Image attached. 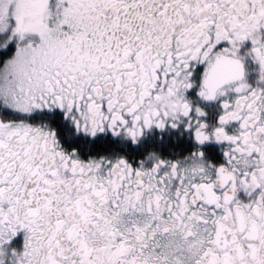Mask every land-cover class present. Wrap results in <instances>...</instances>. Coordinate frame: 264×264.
I'll list each match as a JSON object with an SVG mask.
<instances>
[{
	"label": "flooded vegetation",
	"instance_id": "af4514ba",
	"mask_svg": "<svg viewBox=\"0 0 264 264\" xmlns=\"http://www.w3.org/2000/svg\"><path fill=\"white\" fill-rule=\"evenodd\" d=\"M0 264H264V0H0Z\"/></svg>",
	"mask_w": 264,
	"mask_h": 264
},
{
	"label": "rangeland",
	"instance_id": "374dc122",
	"mask_svg": "<svg viewBox=\"0 0 264 264\" xmlns=\"http://www.w3.org/2000/svg\"><path fill=\"white\" fill-rule=\"evenodd\" d=\"M16 13L13 8H6L4 6H0V43L3 41L6 43L7 47H15L18 49L19 45H24V40L29 37L35 36H24V39L19 41L18 35L15 34L18 25L16 24Z\"/></svg>",
	"mask_w": 264,
	"mask_h": 264
},
{
	"label": "trees",
	"instance_id": "16d2710c",
	"mask_svg": "<svg viewBox=\"0 0 264 264\" xmlns=\"http://www.w3.org/2000/svg\"><path fill=\"white\" fill-rule=\"evenodd\" d=\"M13 52V49H8L5 52H3L1 58H0V65L4 62V60L7 58V56L11 55Z\"/></svg>",
	"mask_w": 264,
	"mask_h": 264
}]
</instances>
